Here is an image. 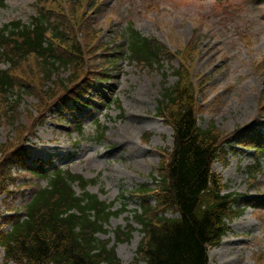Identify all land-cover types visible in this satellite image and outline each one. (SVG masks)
Here are the masks:
<instances>
[{"label": "rangeland", "instance_id": "rangeland-1", "mask_svg": "<svg viewBox=\"0 0 264 264\" xmlns=\"http://www.w3.org/2000/svg\"><path fill=\"white\" fill-rule=\"evenodd\" d=\"M101 3L103 10L91 14L89 26H98L104 42L114 43L112 51L124 45L115 42L118 33L123 35L131 24L146 38L165 45L166 55L160 66L153 68H140L121 55L118 63L106 68L104 76L97 68L103 66L105 59L99 57L100 53L91 54L90 76L105 77L97 79L104 82L90 86L87 91L84 101L92 105L79 107L78 111L72 99L57 105L26 146L27 164L49 159L45 161L55 162L51 168L70 170L95 182L88 191L108 204H115V210L121 211L125 205L127 212L111 218L98 238L114 246L115 232L132 225L133 234L115 246L119 264H136L143 234L131 216L140 206L135 193L142 185L156 187L153 178L166 161L163 154L169 158L174 145L173 129L161 115V96L165 88L177 82L175 71L181 65L187 43L191 40L185 52L188 59L200 43L202 54L194 53L184 78L193 91L199 125L205 129L214 123L229 140L225 144L228 163L218 161L214 171L222 179L226 192L238 198L237 206L240 204L242 209L248 206L231 223V232L221 246L211 252V264H264V209L256 213L259 217L255 214L256 208H264V203L251 202L253 198L264 199V161L259 164L261 173L248 172V168L258 166L257 152L253 148L234 147L240 141L254 142L252 134L258 140L264 138L263 134L254 133L264 130V112H257L264 108V0H101ZM35 9L34 0H6L4 7H0V28L16 20L26 24ZM58 76L66 79L69 71L61 69L59 74L55 71L54 80ZM35 102L37 99L31 96L19 102V122L24 130L29 125V113L35 112ZM66 108H74V115H80L82 120L88 118L83 131L72 132L69 128L71 112ZM14 127L0 124L1 145L9 139L16 140ZM99 127L106 128L102 138ZM11 172L15 184L0 195V233L12 229L10 221L24 213L32 191L47 185L45 178L37 179L27 171L21 170L19 174L13 167ZM76 191L81 194L77 187ZM0 264H4L1 246Z\"/></svg>", "mask_w": 264, "mask_h": 264}, {"label": "trees", "instance_id": "trees-1", "mask_svg": "<svg viewBox=\"0 0 264 264\" xmlns=\"http://www.w3.org/2000/svg\"><path fill=\"white\" fill-rule=\"evenodd\" d=\"M79 1L70 2V19L55 15L48 18V21L54 19L51 25L40 19L31 24L30 29L17 24L9 26L10 35L9 27L0 32V46L6 48V59L20 57L23 80L30 82L18 84L22 92L38 97L39 93L55 95L48 83L58 63V69L72 67L75 72L66 85L63 81L55 84L62 94L68 90L67 85H74L82 78L91 54L111 51L97 39L99 33L89 26L88 13L81 11ZM48 32L58 42L57 47L49 42ZM127 33L125 55L128 54L131 63L138 66L159 63L162 48L158 44L143 38L132 27ZM99 57L105 59L103 67L112 63L108 59L118 60L117 56L104 55V51ZM46 60H53L54 64L48 65ZM15 83L19 82L0 74L4 92L11 90ZM183 84L180 75L176 87L164 89L162 95L174 131V148L154 179L161 193L147 196L154 191L152 186L138 188L142 196L138 198L140 206L133 212V220L142 226L145 235L139 250L145 264H211V252L221 246L231 232V223L248 207L237 206L238 198L224 192L226 186L214 171V165L218 161L228 163L226 142L222 141L215 124L205 129L199 125L194 96L189 85ZM12 108L3 110L8 125L16 119ZM99 129L102 138L106 128ZM253 140L237 142L234 147L253 148L260 164L264 159V144L261 145L264 142L258 140L256 134H252ZM28 159L23 154L18 162L23 164ZM253 170L256 172L257 166L248 168V172ZM39 175L42 177L41 173ZM46 180L49 186L33 190L24 213L10 221L11 231L0 233L4 264H115L113 250H108L96 234L104 231L112 216L123 213L126 206L119 212L113 211L112 206L89 194L86 191L89 183L70 170H57ZM76 183L83 191L81 196L74 190ZM14 184L11 170L3 167L0 194L9 192V185Z\"/></svg>", "mask_w": 264, "mask_h": 264}, {"label": "bare ground", "instance_id": "bare-ground-1", "mask_svg": "<svg viewBox=\"0 0 264 264\" xmlns=\"http://www.w3.org/2000/svg\"><path fill=\"white\" fill-rule=\"evenodd\" d=\"M23 83L24 84H30V82H28V81H26V80H24L23 81ZM92 85H95L93 82H89V83H85V82H82V81H80L79 83H78V85H77V87L72 91V94L70 95L71 97L70 98H67V99H64L63 100V104L62 105H64L65 104V101L66 100H68V99H72L73 101H74V99L75 98H77V97H79V96H86L87 95V93L89 92L88 91V89L90 88V86H92ZM86 87H88V88H86ZM88 91V92H87ZM116 91V90H115ZM206 96V95H205ZM103 101L104 100H102L101 102H100V106H98L99 108H101V105L103 104ZM18 106L20 107V103L18 104ZM74 106V105H73ZM74 108H76L75 106H74ZM74 108L71 110V109H67L66 108V110L67 111H70L71 113H70V117H69V120H72V118L73 119H75V124H79V123H83V122H85V121H87V119L88 118H86V119H83L82 120V118L80 117V115H78V114H76V115H74V112H75V110H74ZM76 111H77V108H76ZM257 112L258 113H261L262 114V112H264V108H262V109H257ZM19 112H18V114H17V117L19 118ZM72 122H74V121H72ZM258 132H256V131H254V133H261V134H263L264 135V130L262 131H260V130H257ZM240 133V132H239ZM239 133H238V135H239ZM237 135V136H238ZM261 138V137H260ZM262 141H264V138H262L261 139ZM261 141V142H262ZM41 160L45 163V165L48 167V166H54V164H55V162L53 163V164H50V163H52V162H47V161H49V159H40V160H36V161H38V162H41ZM45 160H47V161H45ZM27 162H28V160L26 161V162H24L23 164H21V162H18V159L17 160H15V166H18V168L19 169H21V170H26V169H35V167L38 165V162H34V165H31V164H27ZM27 167H26V166ZM250 200V199H249ZM252 201L251 202H254V201H256L254 204H262V203H264V199H261V198H253V199H251Z\"/></svg>", "mask_w": 264, "mask_h": 264}]
</instances>
